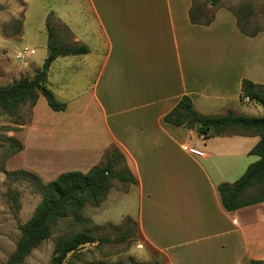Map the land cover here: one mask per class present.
Returning a JSON list of instances; mask_svg holds the SVG:
<instances>
[{
  "label": "crops",
  "instance_id": "crops-1",
  "mask_svg": "<svg viewBox=\"0 0 264 264\" xmlns=\"http://www.w3.org/2000/svg\"><path fill=\"white\" fill-rule=\"evenodd\" d=\"M221 1L203 0L213 18L192 23L195 0H64L61 8L78 10L80 18H73L72 27L65 11L55 16L61 46L83 45L88 52L73 56H94L91 86L61 111L39 94L33 106H22L28 117L10 122L14 128L7 131L23 145L18 155L25 154L51 118L58 125L42 135V144L62 155L46 164H78L82 172L117 147L136 178L124 192L132 210L123 214L135 218L143 240L164 264H264V201L228 211L218 191L258 160L250 150L259 136L204 135L164 119L184 96L199 114L231 109L255 116L242 111L243 105L259 104L240 101L241 82L264 84V29L243 33L236 12ZM16 14L22 25V11Z\"/></svg>",
  "mask_w": 264,
  "mask_h": 264
},
{
  "label": "rangeland",
  "instance_id": "rangeland-1",
  "mask_svg": "<svg viewBox=\"0 0 264 264\" xmlns=\"http://www.w3.org/2000/svg\"><path fill=\"white\" fill-rule=\"evenodd\" d=\"M22 1L24 4L20 0H0V86L8 85L14 79L33 78L38 70H42L45 64L50 63L47 86L59 101L66 103L72 100L73 96L90 88L97 67L95 61H91L94 56L90 54L80 57L59 56L53 61H47L49 48L46 22L48 21L51 26L53 43L60 47L62 27L55 16L63 15L65 11L73 27L75 26L73 18L79 19L80 17L76 16L79 12L74 9L61 8L64 0ZM195 1L196 4L204 6L203 0ZM221 4L236 12L244 28L252 31L264 29L263 0H222ZM202 10V19H207L212 15V7L206 6ZM18 11L23 13L22 25L20 22L22 15L16 14ZM25 48L34 50V53L28 54L25 59H17V52ZM84 60L90 61H87L86 65L83 64ZM22 106L19 115L15 113L8 116L0 113V122H2L0 126L14 128L9 124L10 122L16 119H26L29 110L28 107L22 109ZM241 108L245 113L255 116L264 115V108L261 105H255V107L243 105ZM45 121L54 130L58 125H51L53 123L51 118H46ZM49 127L39 129V133L34 135L33 140H30L25 154L16 153L12 156H8L11 147L5 137L10 135L6 128H0V264H4L15 247L19 236V224L24 223L30 217L41 198L40 189L34 182L24 178V175L20 173L13 174V172L21 169L29 170L39 175L45 183L61 172L81 171L77 168L78 164H46L49 158H55L54 154L62 155V153L46 149L42 144L44 141L42 135L49 133ZM14 138L21 143L18 137ZM47 139L50 141V138ZM129 187L130 183L112 178L109 191L98 206L86 203L80 215L69 214L60 219L54 227L52 236L34 249L22 264H49L55 238L75 230H87L98 236H109L112 241L105 244H85L77 251V257L69 255L68 258L74 264L86 262L129 264V257L145 264L162 260V257L152 251L143 240L135 218L123 214L129 209L132 210V203L128 200L129 194H124ZM135 249L142 250V256L137 255Z\"/></svg>",
  "mask_w": 264,
  "mask_h": 264
},
{
  "label": "trees",
  "instance_id": "trees-1",
  "mask_svg": "<svg viewBox=\"0 0 264 264\" xmlns=\"http://www.w3.org/2000/svg\"><path fill=\"white\" fill-rule=\"evenodd\" d=\"M220 0H205V3L216 5ZM264 1V0H263ZM202 5L194 3L189 11L192 23H209L213 16L202 19ZM47 61H53L58 56L77 55L88 52L86 46L58 47L52 41V30L49 22ZM240 31L245 34L255 35L256 30L247 32L237 21ZM42 94L52 110L61 111L66 108V103L59 101L52 90L47 86V72L38 70L33 78H19L10 84L0 86V113L8 116L14 115L22 105L33 106L38 95ZM255 102L264 108V84H257L249 79L241 82L240 101ZM167 122L194 127L204 135H258L259 140L250 150V154L257 155L258 160L250 163L243 174L232 183L218 185L221 203L228 211L246 205L264 201V115L249 116L235 114L228 109L225 114L206 115L199 114L192 109L188 97L180 99L172 111L164 118ZM11 130L9 126H0ZM9 141L11 150L8 156L19 153L23 149L22 143L13 136H5ZM122 165V167H120ZM120 167V168H119ZM122 168V169H121ZM14 173L24 175V178L34 182L40 189L41 198L30 217L19 224V236L13 251L8 255L4 264H22L25 258L45 240L49 239L54 227L60 219L69 214L80 215L85 204L91 203L98 206L105 198L110 188V180L116 178L124 183H136L124 157L117 147L111 146L103 155L98 165L92 166L86 172L68 170L59 173L54 179L43 183L40 176L29 170L21 169ZM109 236H98L87 230H75L55 238V246L49 264H74L69 255L77 257V251L87 243H110ZM129 264H145L129 257ZM78 264H102L101 262H86ZM148 264H164L163 260H156ZM251 264H261L252 261Z\"/></svg>",
  "mask_w": 264,
  "mask_h": 264
},
{
  "label": "built area",
  "instance_id": "built-area-1",
  "mask_svg": "<svg viewBox=\"0 0 264 264\" xmlns=\"http://www.w3.org/2000/svg\"><path fill=\"white\" fill-rule=\"evenodd\" d=\"M33 53H34V50H27L25 48L24 50H22V51L20 50L17 52L16 58L17 59H25V57H27L28 54H33ZM244 100L248 101V97H245ZM183 149L192 155H196V156H202L203 155V152L201 150L194 148L192 146H189V145H183Z\"/></svg>",
  "mask_w": 264,
  "mask_h": 264
},
{
  "label": "water",
  "instance_id": "water-1",
  "mask_svg": "<svg viewBox=\"0 0 264 264\" xmlns=\"http://www.w3.org/2000/svg\"><path fill=\"white\" fill-rule=\"evenodd\" d=\"M48 66H49V64L47 63V64H45V66H44V68L42 69L43 71H48Z\"/></svg>",
  "mask_w": 264,
  "mask_h": 264
}]
</instances>
